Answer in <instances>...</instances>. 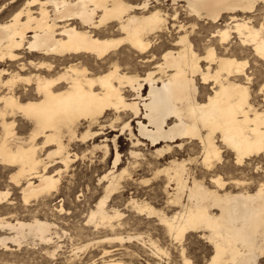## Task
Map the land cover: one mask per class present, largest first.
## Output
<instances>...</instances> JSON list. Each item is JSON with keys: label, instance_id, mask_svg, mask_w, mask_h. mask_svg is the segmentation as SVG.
I'll list each match as a JSON object with an SVG mask.
<instances>
[{"label": "bare ground", "instance_id": "obj_1", "mask_svg": "<svg viewBox=\"0 0 264 264\" xmlns=\"http://www.w3.org/2000/svg\"><path fill=\"white\" fill-rule=\"evenodd\" d=\"M14 2L8 0V4ZM166 2L172 12L160 7ZM259 3L261 0H26L11 15L0 18V167L12 173L10 183L20 190L22 201L46 200L60 192L62 179L81 158L72 153L75 149L71 152V146H85L105 135L107 128L117 130L113 121H102L109 113L115 119L129 115L118 129L120 135L128 130L132 146H151L160 159L196 141L202 155L200 163L209 172L223 163L225 151L238 165L253 158L264 160V105L252 101L248 61L219 55L212 44L215 39L226 51L235 34L242 47L250 48L260 60L255 55L256 47L245 43L255 39L249 16ZM4 4L0 6L1 15ZM182 13L185 19H181ZM220 22L222 26L216 27L208 39L203 54L206 59L202 58L191 42L195 39L192 34L199 30L200 23ZM191 35L194 39L190 40ZM164 36L170 38L166 43L171 47L163 48L157 60L154 51ZM123 48L134 54L133 63L152 68L141 76L131 70L129 61L121 66ZM198 81L211 91L205 101L198 99ZM190 83L191 102L187 99ZM134 121L138 134L132 131ZM84 124L87 129L78 133ZM118 135L93 146L92 151L103 150L105 161L110 155L107 142L111 141L115 157L111 169L99 178L107 182L105 195L91 210L88 223L112 226V221L122 216L120 209L109 210L107 205L128 171H119L123 160L117 147ZM129 153L131 158L144 159L143 152L132 148ZM176 158L156 175L166 177L165 191L175 185L169 203L179 210L167 216L150 202L133 198L130 204L140 215L157 216L158 224L177 240L190 232L201 233L213 249L205 264L214 260L215 264H260L264 258V182L254 192L221 193L228 182L220 175L209 179L216 186L211 189L192 176L188 166L191 159ZM8 195L9 191H0V204L9 200ZM58 212L64 213L62 199ZM56 228L55 223L38 216L30 220L1 216L0 249L8 252L13 246L22 247L32 236L54 256L60 248L55 241V237L60 238ZM124 238L116 235L106 239ZM140 239L127 237L128 242ZM153 240H148L150 246L160 251ZM184 248L180 253L182 264H198Z\"/></svg>", "mask_w": 264, "mask_h": 264}, {"label": "rangeland", "instance_id": "obj_2", "mask_svg": "<svg viewBox=\"0 0 264 264\" xmlns=\"http://www.w3.org/2000/svg\"><path fill=\"white\" fill-rule=\"evenodd\" d=\"M25 1L26 0H16V2H14L13 4H8V0L0 1V6L4 3H7L6 5H3L6 6V9L5 12L3 11L2 15L0 14V18L3 19L4 17L6 18L7 16L11 15ZM126 1L129 3H139L142 0ZM166 3L165 5H160V7L163 9L166 8V10L172 12V9H170L171 6H169V2ZM258 5L259 6L256 7L255 11H253L250 16L248 14V16L251 17V21L253 22L252 24L254 25L259 18L264 16V8L261 7L260 3ZM183 15L184 14L182 13L181 19H185V15ZM221 26L222 22L216 25H206L200 23L199 30H197L196 33L192 34L195 39L192 37V35L190 36L192 37L190 38V40L194 39L191 42L194 41V48L199 54L205 53V47L208 45V39L210 38L211 34L214 33L213 30L215 31L216 27ZM168 39L170 38L164 36V38L162 39L163 41L157 45L158 47L154 51L158 57L157 60L160 59V53L167 49L168 44L166 42L168 41ZM196 39L199 40L196 41ZM212 44L215 45L216 50L219 51L217 52L219 55L225 53L227 56H236V58L240 59L241 61H248L247 73L248 75L250 74L249 77L252 79L250 80L248 85L249 87H251V97L254 95L252 97V101L257 105L261 104L263 106L264 96L263 94L259 93V91L261 87H264V63H262L261 60L254 56L250 48H248L247 46L242 47L239 39L235 34H233V36L231 37L226 51H224L223 49L221 50L215 39L214 43ZM133 55L134 54L128 48H123L120 51V57L124 61L126 60L130 62L129 67L133 72L142 76L148 69L152 68L148 65L143 66L141 63H133ZM124 61L121 62V66L123 67H125L126 64V61ZM201 85L202 84H200L198 81V86H200L198 99L200 98L199 101H205L207 95L211 91L209 92L208 88H205L204 85ZM203 88L205 89L203 90ZM205 92L206 94H204ZM127 117L129 119V115L127 116L122 114V116L115 119L114 115H112L111 113L107 114L102 120L103 123L107 124L109 123V121H113V125L117 128L116 131H109V129L107 128L104 130L105 135L96 140H90L91 142L89 141L87 143L88 145L86 144L85 146H71V152L75 149L72 153H77L81 158L73 163V165L70 167V173L62 179L63 182H61L60 185V192L54 195L52 198H47L46 200L38 199L37 201L39 202H37L36 200H30L27 204H25L22 201V197L19 192L20 190L15 188L13 184L10 183L9 178L12 173L6 171L3 167H0V191H9V195L7 197V200H9L0 204V217L2 216L5 219H7L8 217V220H30L34 216H38L42 219H47L49 222L55 223V225L57 226L56 230L59 229L57 230V232H60L58 234L60 238L55 237L56 243L60 246V248L57 249L58 251H56L55 253L56 255L51 256L50 254H47V250L42 249V247L45 246H41V243L36 238L28 236L24 240L22 245H20L22 247L24 246L23 248L13 246L12 250L8 252L0 249V264H182V255L180 253L184 247L185 250L188 248L186 251L187 255L191 257L193 261L196 260L194 262H197L198 264H205L209 260V258H211L213 254L212 246L209 244L206 238L202 237L201 233L190 232L185 234V237H183L181 240H177L174 238V236L167 232L166 228L163 225H159L160 222L157 216L153 214V216H150L149 218L146 214L140 215L139 212L132 206V204H130V201L134 198L135 200L139 199L140 201H145L148 203L150 202V204L155 208L167 213V216H172L176 211H178L179 207L175 206L173 208V205L169 203L171 194L174 191L172 187H174L175 185L172 184V187H168V191H165L167 183L166 177H164L163 175H156V171L158 169H162L176 157V159L181 158L180 160L191 159V164L194 167L191 164L188 166L190 167L192 176L198 181L206 184L207 187L211 189H215L216 186L215 184L213 185V183L210 182L209 179H211V177L213 176L220 175L223 180L228 182L225 190H221L222 192L220 191L221 193L226 191H231L233 193L237 191L254 192L256 188L260 186V183L262 184L264 182V160L253 158L252 160L246 161L245 164L238 165L235 163L234 156L225 151L222 153L221 161L223 163L217 164L214 172H209L206 171L200 163L202 160V155L200 151V145H197L196 141L186 143L181 149L175 148L174 153L166 155L165 157H162L160 159L155 155V149L151 146H147L145 148L142 146H140L139 148L132 146V142L130 140L131 136L128 130L120 135L121 133L118 132V129L127 121ZM132 123L133 133L138 134L136 121ZM86 129L87 125L84 124L79 128L78 133H80V131L83 133V131H85ZM94 129L96 130L97 127H93L92 130ZM19 133L21 134V132ZM115 135H118L117 147L121 154V159L123 160L119 165V171L122 170V168H127L128 171L127 173H125L126 175L121 181L120 189L117 190L114 195H111V198L109 197L107 205L109 210L116 209L119 211L120 209L119 212L122 214V216L119 218H115L112 221V226L107 223L106 225L97 224V222L88 223V215H90L91 210L95 208V204L99 202V199L105 195L104 188L107 182H103V186V183L99 181V178L111 169L113 163L112 160H114L115 157V149L111 141L107 142L110 147V155L105 161L103 159V150L98 149L92 151L93 146L95 144H102V140H104L106 137L108 139H112ZM132 148L133 150H136L141 154L143 152L144 159H136L133 157L131 158L129 152ZM83 154H85L84 159L82 158ZM252 161H254L255 163ZM242 179L244 180V182ZM191 183L192 178L190 179V184ZM247 184H250V186H248ZM61 199L64 200V213L62 215H60V213L58 212L59 202ZM9 202H12V204L8 205ZM151 202L154 203L152 204ZM168 205L169 207H167ZM116 235L125 238L123 241H108L106 239ZM128 236H139L141 239L128 242ZM149 239H154L153 241L160 248V251L157 252L150 246L148 242ZM143 242L146 243L144 244ZM140 247L143 249H141ZM144 248L147 249L145 250ZM52 250L53 248L49 249V252H51ZM131 258L133 259L131 260ZM263 263L264 258L260 260V264Z\"/></svg>", "mask_w": 264, "mask_h": 264}, {"label": "snow or ice", "instance_id": "obj_3", "mask_svg": "<svg viewBox=\"0 0 264 264\" xmlns=\"http://www.w3.org/2000/svg\"><path fill=\"white\" fill-rule=\"evenodd\" d=\"M261 7L264 8V0H261ZM246 23H252L251 21H247ZM252 35L255 37V39H249L247 41H245V43H251L256 47V51H255V55L258 56L261 60L262 63H264V16H262L261 18H259L254 27L250 30ZM224 35H227V33H225ZM175 39V37H174ZM179 43H183V41H178ZM193 57H195L196 52L195 50L192 53ZM202 58L203 54H201ZM260 92L261 94H264V87L260 88ZM191 96H192V85L191 83L189 84V88L187 90V99L189 102H191ZM63 118V117H62ZM207 123V121H206ZM227 142V141H226ZM262 152H264V149H261ZM239 162V161H237ZM205 163H208L207 158H205ZM219 248V245H218ZM185 264H190L189 261H185ZM213 264H215V260L213 261Z\"/></svg>", "mask_w": 264, "mask_h": 264}]
</instances>
